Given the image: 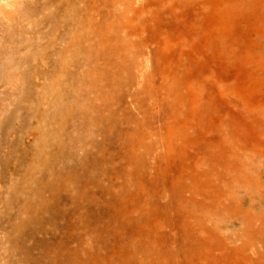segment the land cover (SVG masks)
I'll use <instances>...</instances> for the list:
<instances>
[{
	"label": "rangeland",
	"instance_id": "rangeland-1",
	"mask_svg": "<svg viewBox=\"0 0 264 264\" xmlns=\"http://www.w3.org/2000/svg\"><path fill=\"white\" fill-rule=\"evenodd\" d=\"M0 264H264V0H0Z\"/></svg>",
	"mask_w": 264,
	"mask_h": 264
}]
</instances>
